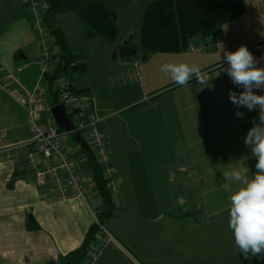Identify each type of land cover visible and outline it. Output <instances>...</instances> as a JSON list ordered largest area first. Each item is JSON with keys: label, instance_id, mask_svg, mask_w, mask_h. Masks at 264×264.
I'll return each instance as SVG.
<instances>
[{"label": "crops", "instance_id": "1", "mask_svg": "<svg viewBox=\"0 0 264 264\" xmlns=\"http://www.w3.org/2000/svg\"><path fill=\"white\" fill-rule=\"evenodd\" d=\"M244 1L245 13L221 26L211 50L198 46L210 39L203 36L178 53L122 57L97 81L89 76L88 54L72 45L70 30L68 36L52 23L53 17L66 13L50 16L52 26L62 30L66 44L85 65L74 73L83 76L73 87L94 97L95 115L109 138L116 167L109 189L114 212L104 223L115 242L107 243L100 234L81 264H264V255L240 254L229 228L230 196L242 182L232 180V192L222 186L228 171L240 170L244 179L257 171V158L244 141L253 120L259 123V108L227 106L225 96L229 100L230 91L239 94L243 89L228 75H219L228 67L224 53L242 45L259 61L257 67L264 68V46L255 48L264 43L257 41L258 34L264 36V0ZM39 43L25 0H0V84L11 74L33 84L40 68ZM165 63L194 64L207 77L219 76L223 93H218L222 99L216 118L209 117L203 85L195 76L179 86L170 73L160 71ZM20 67L25 71L17 73ZM21 108L0 86V131L8 133L11 143L28 136ZM86 158L80 159V167L87 191L94 196L92 205L82 199L58 201L49 186L36 185L34 170L18 159L0 160V264H61L83 245L104 208L94 181L95 159Z\"/></svg>", "mask_w": 264, "mask_h": 264}, {"label": "built area", "instance_id": "2", "mask_svg": "<svg viewBox=\"0 0 264 264\" xmlns=\"http://www.w3.org/2000/svg\"><path fill=\"white\" fill-rule=\"evenodd\" d=\"M25 3L40 36L41 77H54L55 82L46 86L38 84L30 91L17 74H11L0 84L26 110L29 119L28 136L20 142L11 143L8 133L0 131V160L18 159L29 171L34 170L36 185L49 186L58 201L82 199L92 205L94 199L87 191L80 159L92 155L110 189L115 183L116 167L109 150V138L101 129V119L95 115L94 97L88 91L70 86L68 75L81 64L77 53L63 51L52 42L43 26L48 1L25 0ZM23 71V67L17 69V73ZM47 94L52 95V102L48 101ZM59 105L63 106L72 130L58 126L53 109ZM41 114H47V119H42ZM75 135L84 139L88 151L75 140ZM71 137L79 148L69 142ZM104 235L107 243L115 242L106 230Z\"/></svg>", "mask_w": 264, "mask_h": 264}, {"label": "trees", "instance_id": "3", "mask_svg": "<svg viewBox=\"0 0 264 264\" xmlns=\"http://www.w3.org/2000/svg\"><path fill=\"white\" fill-rule=\"evenodd\" d=\"M47 1L49 9L44 14L43 26L56 36V43L66 53H70L72 50L66 44L62 30L52 26L51 15L74 11L85 23V38L90 40L96 36H102L111 45L116 40L117 33L112 24V16L100 0H91L87 6H82L80 0ZM245 11L244 0H226L224 2L218 0H157L145 12L139 46L134 47H137L138 54L140 53L143 59H148L156 53L185 51L191 47L190 40L196 36L213 37V41H219L221 26L236 20ZM31 23L36 31L32 18ZM36 33L39 35L37 31ZM77 57L80 59L79 53H77ZM84 66L81 62L74 72L84 70ZM47 80L50 84L55 82L54 77L48 76ZM69 83L71 87L74 86L70 78ZM93 171L94 181L104 200V208L98 213L99 220L88 232L83 245L66 255L61 264H81L87 253L93 248L92 244L97 241L100 234H104L106 219L113 215L114 208L111 203L108 183L104 180L96 163L93 166Z\"/></svg>", "mask_w": 264, "mask_h": 264}, {"label": "clouds", "instance_id": "4", "mask_svg": "<svg viewBox=\"0 0 264 264\" xmlns=\"http://www.w3.org/2000/svg\"><path fill=\"white\" fill-rule=\"evenodd\" d=\"M224 61L228 67L223 71L236 87L243 89L239 94L230 91V102L237 109L253 111L258 107L260 113L259 123L253 120V126L244 141L257 158L256 174L250 179H244L240 170L228 171L224 174V180L241 181L243 186L232 192L230 183L222 185L226 191L232 192L229 228L234 234L240 254L245 258L259 257L264 255V95H257L254 89L264 91V68L257 67L259 61L244 45L234 52H225ZM160 71L170 73L179 86H186L193 76L199 84L208 83L207 74L194 64L165 63ZM235 115L243 118L244 113L237 111Z\"/></svg>", "mask_w": 264, "mask_h": 264}, {"label": "rangeland", "instance_id": "5", "mask_svg": "<svg viewBox=\"0 0 264 264\" xmlns=\"http://www.w3.org/2000/svg\"><path fill=\"white\" fill-rule=\"evenodd\" d=\"M90 1L91 0H80V4L82 6H85V5L87 6V4ZM100 1H101V4L104 5V7L109 11L110 15L112 16L111 17V19L113 20L112 24L115 27L116 33H117L116 40L113 42L114 46H112L111 43L102 36H96L94 39H90V40L85 38L84 36L85 23L83 22V25H80V22H77V21H83V20L81 18H77V16H75L74 11L67 12L66 14L62 16V18H59V16L55 15L56 17H53L51 19L52 23L55 26H58L64 29L65 32L68 34V36H69L68 30H70L71 32L70 41L72 45L77 48L81 47L83 49L82 51L86 55L88 54L89 59H90L89 76H92L95 79V81L98 80L96 79V77L101 76L104 72L105 73L111 72V70L114 69V67H116L118 62L122 59L120 51H118L117 56L115 55V51L117 50L116 48L122 46L121 44H124L126 42H128V44L132 47L137 46L139 44V36H140V31L143 25L145 12L147 8L153 2L157 0H100ZM69 15L70 17H72V19H68ZM48 35L49 37L51 36L50 38L56 40V36L53 33L48 31ZM212 38L213 37H211L207 42H205L206 44L204 45L202 44V41H201L202 45L199 44L198 46L201 48H203V46H206L209 50H211V48L214 46V43L216 42V41H213ZM196 39H204V38L203 36H196L190 40V43H193L194 41H195L194 43H196ZM262 40H264V36L262 34H258L257 41L259 42ZM248 41H249V38L245 35L243 38V42L247 43ZM258 46L256 47V49L263 48L264 43H261ZM64 65H66V60H64ZM23 68L25 71V67ZM40 69L41 68H39L38 77L33 82V84H29L23 76L21 77V79L19 78L20 80H22L21 82L27 88V90L29 89L30 91H33L34 88L38 84L43 85V86L48 85V83L50 84V82L47 79H45L44 77H41ZM74 73L75 72H73L72 75L70 74L68 75V77L73 81V84L74 82H76L77 77L83 76V75H80V74L77 75ZM219 75L227 76L225 72H219ZM216 78H219V76L218 75H216V77L209 76L208 83L206 86L203 85V91H202L203 95L206 96V100L210 108L209 117H213V118H216L217 116L216 105H219L220 100L222 99V95L219 96L218 93H221V94L223 93L222 88ZM225 84H228V83L225 82ZM207 90L208 92H206ZM199 93L201 92L199 91ZM46 96H47L48 101L50 102L53 101L52 95L47 94ZM226 98L227 96H225V99H224L226 101V104H228L227 106H232L236 108V106L233 103H231L230 100H228V98L227 99ZM206 100H204V105L206 104ZM12 110H14L13 106H12ZM22 111L24 113L25 127H26V130H28L29 119L24 109H22ZM41 116H42V119H47V114H41ZM221 116L232 117L231 115H221ZM85 138H87L86 135H85ZM69 142L71 144H74L77 148H79L80 146L78 143H76L73 137L70 138ZM37 162L39 163L38 159H37ZM229 183H232V181H229ZM227 219L229 222L230 217H227ZM227 255L228 254L226 253L223 259L225 262L229 260V257H226Z\"/></svg>", "mask_w": 264, "mask_h": 264}, {"label": "water", "instance_id": "6", "mask_svg": "<svg viewBox=\"0 0 264 264\" xmlns=\"http://www.w3.org/2000/svg\"><path fill=\"white\" fill-rule=\"evenodd\" d=\"M115 55H118V51L121 52L122 57H132L138 54L137 47H131L128 42L124 43L122 46L116 48ZM53 115L56 119V122L59 127L65 129V130H72L73 126L68 119L66 112L63 108V106H55L53 109ZM75 140L79 142L82 147H84L87 151L89 150L87 143L84 141V139L80 135H75Z\"/></svg>", "mask_w": 264, "mask_h": 264}, {"label": "bare ground", "instance_id": "7", "mask_svg": "<svg viewBox=\"0 0 264 264\" xmlns=\"http://www.w3.org/2000/svg\"><path fill=\"white\" fill-rule=\"evenodd\" d=\"M51 9V8H50Z\"/></svg>", "mask_w": 264, "mask_h": 264}]
</instances>
